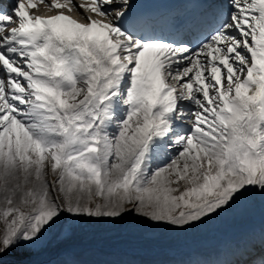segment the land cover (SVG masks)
Returning a JSON list of instances; mask_svg holds the SVG:
<instances>
[{"label":"snow or ice","instance_id":"snow-or-ice-1","mask_svg":"<svg viewBox=\"0 0 264 264\" xmlns=\"http://www.w3.org/2000/svg\"><path fill=\"white\" fill-rule=\"evenodd\" d=\"M256 203L264 0L0 3V264L83 224L188 232ZM229 264H264V235Z\"/></svg>","mask_w":264,"mask_h":264},{"label":"bare ground","instance_id":"bare-ground-1","mask_svg":"<svg viewBox=\"0 0 264 264\" xmlns=\"http://www.w3.org/2000/svg\"><path fill=\"white\" fill-rule=\"evenodd\" d=\"M128 223L126 221L114 228L112 224L102 223L106 226L105 231L97 236H84L78 229L76 236H81V239H75L64 247L56 245L55 249L67 252L64 258L74 257L88 264H156L168 257L176 264H222L232 244L264 234V206L256 203L234 210L188 232L146 233L143 226L129 228ZM96 252L108 256L99 258L101 254ZM170 255L180 258H170ZM238 258L239 255L226 264Z\"/></svg>","mask_w":264,"mask_h":264},{"label":"rangeland","instance_id":"rangeland-1","mask_svg":"<svg viewBox=\"0 0 264 264\" xmlns=\"http://www.w3.org/2000/svg\"><path fill=\"white\" fill-rule=\"evenodd\" d=\"M137 225L142 227L141 225H139L133 221H129L127 227L132 228L133 226L136 227ZM105 227L106 226L104 224L102 225V223L83 224L80 226L79 231H81L80 233L84 236H89V235L97 236L99 234H102L105 231ZM114 227H119V225H114L112 228H114ZM123 228H125V226H123ZM109 231L110 232L112 231L115 233L117 232V231H113V229H111V230L109 229ZM75 239H81V236H76L74 239H72L70 241L63 242V243L57 242L56 239L54 238L53 244L51 246H49L43 253L34 257V259L36 260V258H41V259L48 258L47 255L51 251L55 250L56 245L61 247V246L66 245V243H71V242L75 241ZM101 239L105 241L104 237H102ZM102 255H103V257L108 256V255H106V253H102Z\"/></svg>","mask_w":264,"mask_h":264}]
</instances>
